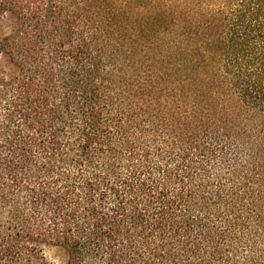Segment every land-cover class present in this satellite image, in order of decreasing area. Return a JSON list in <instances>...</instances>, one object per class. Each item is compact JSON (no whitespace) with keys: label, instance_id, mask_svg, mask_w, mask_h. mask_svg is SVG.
<instances>
[{"label":"trees","instance_id":"1","mask_svg":"<svg viewBox=\"0 0 264 264\" xmlns=\"http://www.w3.org/2000/svg\"><path fill=\"white\" fill-rule=\"evenodd\" d=\"M0 264H264V0H0Z\"/></svg>","mask_w":264,"mask_h":264},{"label":"rangeland","instance_id":"2","mask_svg":"<svg viewBox=\"0 0 264 264\" xmlns=\"http://www.w3.org/2000/svg\"><path fill=\"white\" fill-rule=\"evenodd\" d=\"M14 27L11 17L4 18L0 22V32L8 34ZM16 74V67L5 54H0V76L12 77ZM44 258L51 264H64L66 259L65 252L58 246L47 245L43 248Z\"/></svg>","mask_w":264,"mask_h":264}]
</instances>
